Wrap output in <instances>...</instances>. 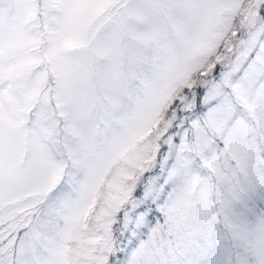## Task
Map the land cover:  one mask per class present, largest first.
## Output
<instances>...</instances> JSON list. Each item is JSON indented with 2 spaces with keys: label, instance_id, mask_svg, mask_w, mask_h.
Masks as SVG:
<instances>
[{
  "label": "snow or ice",
  "instance_id": "1",
  "mask_svg": "<svg viewBox=\"0 0 264 264\" xmlns=\"http://www.w3.org/2000/svg\"><path fill=\"white\" fill-rule=\"evenodd\" d=\"M0 264H264V0H0Z\"/></svg>",
  "mask_w": 264,
  "mask_h": 264
}]
</instances>
